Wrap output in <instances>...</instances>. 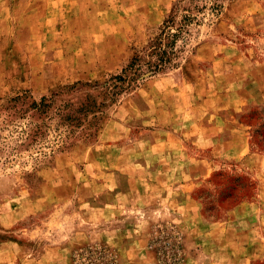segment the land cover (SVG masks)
Instances as JSON below:
<instances>
[{
	"label": "rangeland",
	"instance_id": "obj_1",
	"mask_svg": "<svg viewBox=\"0 0 264 264\" xmlns=\"http://www.w3.org/2000/svg\"><path fill=\"white\" fill-rule=\"evenodd\" d=\"M183 14L193 19L173 64L129 86L109 80ZM176 84L195 111L223 115L231 143L246 139L247 167L228 162L197 185L190 231L155 203L83 221L103 199L81 185L100 129L128 117L141 139L163 97H182ZM41 96L47 106L32 108ZM263 104L264 0H0V264H264V144L246 116Z\"/></svg>",
	"mask_w": 264,
	"mask_h": 264
},
{
	"label": "crops",
	"instance_id": "obj_2",
	"mask_svg": "<svg viewBox=\"0 0 264 264\" xmlns=\"http://www.w3.org/2000/svg\"><path fill=\"white\" fill-rule=\"evenodd\" d=\"M180 86L183 98L176 94L168 100L164 96L167 104H162L155 115L158 127L141 132V139L128 136V117L110 119L100 129L90 151L94 156L83 164L93 169L87 172L92 177L84 176L81 185L90 188V195H101L103 199L83 211V221L115 215L128 203L140 207L155 203L158 207L151 212L164 209L174 213L181 226L190 231L201 212L194 193L197 185L220 166L237 163L249 153L245 138L231 143L230 137L235 136L222 114L195 111L192 97ZM255 155V170L261 171L262 155ZM243 162L240 166L247 167ZM82 229L72 233L77 243L85 240L89 231ZM113 234L110 232V238Z\"/></svg>",
	"mask_w": 264,
	"mask_h": 264
},
{
	"label": "trees",
	"instance_id": "obj_3",
	"mask_svg": "<svg viewBox=\"0 0 264 264\" xmlns=\"http://www.w3.org/2000/svg\"><path fill=\"white\" fill-rule=\"evenodd\" d=\"M191 19H193L192 16L183 14L181 23L175 29H171L163 23L160 32L149 39L147 43V52L144 54V57H141L138 54H133L117 74L109 77V80L116 82L126 81L129 86L143 80L147 76L159 72L166 66L173 64L171 59L176 51V38L181 35L182 32H187L185 25H187V22ZM112 87L115 88L116 84L113 83ZM46 100L48 99L41 96L38 104L36 105L32 102L31 107L38 110L40 106H47L48 103L45 102ZM83 107L84 105H80L79 110L82 109L83 111H86L87 109H83ZM246 116L248 120L254 119L256 121V124L251 130V135L254 138H257L260 143L264 144V104L259 107V109L249 111ZM67 118H69L70 121L77 120L76 117L72 116H68ZM158 244L163 245L160 244V241ZM165 245H167V243ZM81 255L82 252L80 256ZM100 264L108 263L100 261Z\"/></svg>",
	"mask_w": 264,
	"mask_h": 264
},
{
	"label": "built area",
	"instance_id": "obj_4",
	"mask_svg": "<svg viewBox=\"0 0 264 264\" xmlns=\"http://www.w3.org/2000/svg\"><path fill=\"white\" fill-rule=\"evenodd\" d=\"M167 243V241H165V242H163V245H162V247H164V245Z\"/></svg>",
	"mask_w": 264,
	"mask_h": 264
}]
</instances>
